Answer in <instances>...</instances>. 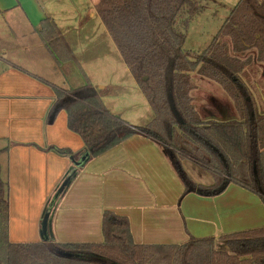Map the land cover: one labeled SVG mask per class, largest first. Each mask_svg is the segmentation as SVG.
Here are the masks:
<instances>
[{"label": "crops", "instance_id": "obj_1", "mask_svg": "<svg viewBox=\"0 0 264 264\" xmlns=\"http://www.w3.org/2000/svg\"><path fill=\"white\" fill-rule=\"evenodd\" d=\"M99 2L0 0V178L7 241L102 244L104 212L126 218L134 243L157 247L206 238L222 242V235L264 227L260 193L234 181L217 195L186 189L160 143L144 133L75 165L87 152L81 136L68 127L67 112L58 109L52 116L57 89L91 84L104 107L123 116L116 112L109 82L119 65L126 66L138 100L121 104L128 109L124 121L144 126L153 118L97 13ZM44 18L54 22L70 54L66 59L41 35ZM181 164L194 183H214L192 160L183 158ZM73 168L71 182L53 200Z\"/></svg>", "mask_w": 264, "mask_h": 264}, {"label": "trees", "instance_id": "obj_2", "mask_svg": "<svg viewBox=\"0 0 264 264\" xmlns=\"http://www.w3.org/2000/svg\"><path fill=\"white\" fill-rule=\"evenodd\" d=\"M201 8V0H100L97 13L153 118L145 126L126 123L104 107L91 84L57 89L52 116L58 109L67 112L68 127L83 139L86 158L133 133H144L160 143L186 189L217 195L234 181L260 193L264 201V111L238 75L243 68L240 52L257 49L258 60L264 62V0H238L208 47L190 60L182 50L185 29ZM40 33L54 54L62 52L63 60L70 55L50 18L43 19ZM196 69L223 87L239 118H202L190 93L189 72ZM183 158L209 170L214 183H194L182 167ZM0 220L5 231L0 264H155L168 256L156 258L155 251L166 249L174 253L175 264H264V227L220 236L226 250L216 249L214 238L157 247L134 243L126 218L112 212L102 217V244L11 243L6 239L7 198L1 178Z\"/></svg>", "mask_w": 264, "mask_h": 264}, {"label": "rangeland", "instance_id": "obj_3", "mask_svg": "<svg viewBox=\"0 0 264 264\" xmlns=\"http://www.w3.org/2000/svg\"><path fill=\"white\" fill-rule=\"evenodd\" d=\"M238 0H201V10L189 21L185 29V39L182 45V50L190 60H195L210 44L211 40L221 27L225 18L229 15ZM244 56L246 58H244ZM239 57L243 58V68L238 75L244 81L250 95L253 97L260 111H264V62L258 60L257 49H250L243 55L240 52ZM121 65H119L120 67ZM118 67L117 74L110 80V88L112 87V95L114 104L117 105V111H122L123 116L128 114L125 107L121 104L136 99L137 86L133 83L131 75L128 73L126 66L123 69ZM190 80L193 84L191 89L192 103L196 110L201 113L202 118L212 112L216 117L222 118L231 115L239 118L237 109L234 106V101L223 87L215 80L201 75L198 69L190 71ZM113 81V82H112ZM108 83V82H107ZM213 102V103H211ZM135 103V102H133ZM122 108V109H120ZM219 111V114L218 112ZM115 114V113H114ZM122 120H126L122 115L115 114ZM207 118H205L206 120ZM151 121V120H150ZM149 121V122H150ZM148 122V123H149ZM145 126V125H144ZM195 163V162H194ZM193 167L201 165L195 163ZM209 174L210 171L207 170ZM212 175V174H211ZM0 220V241L4 240V223ZM215 248L226 250L224 241H218ZM155 257L158 258L161 253H168L164 261L156 259L155 264H175L174 253L170 249L156 250ZM4 254V248L0 244V257ZM155 260V259H154Z\"/></svg>", "mask_w": 264, "mask_h": 264}, {"label": "water", "instance_id": "obj_4", "mask_svg": "<svg viewBox=\"0 0 264 264\" xmlns=\"http://www.w3.org/2000/svg\"><path fill=\"white\" fill-rule=\"evenodd\" d=\"M86 157H87V153L84 154V156L81 157V160H78L75 165L76 166L81 165L85 161ZM74 175H75V168H73L69 172V174L63 179V181L61 182V184L59 185V187L57 188V190H56V192H55V194L53 196V200H56L59 197V195L65 190V188L71 182V180L74 177ZM43 223H44V225L49 223V222H47V217L44 218Z\"/></svg>", "mask_w": 264, "mask_h": 264}, {"label": "flooded vegetation", "instance_id": "obj_5", "mask_svg": "<svg viewBox=\"0 0 264 264\" xmlns=\"http://www.w3.org/2000/svg\"><path fill=\"white\" fill-rule=\"evenodd\" d=\"M216 112H218V114H219V111H216ZM210 115L215 116L212 112H210Z\"/></svg>", "mask_w": 264, "mask_h": 264}]
</instances>
